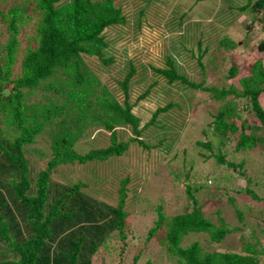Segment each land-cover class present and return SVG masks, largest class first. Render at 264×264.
<instances>
[{
    "label": "trees",
    "instance_id": "16d2710c",
    "mask_svg": "<svg viewBox=\"0 0 264 264\" xmlns=\"http://www.w3.org/2000/svg\"><path fill=\"white\" fill-rule=\"evenodd\" d=\"M245 10L253 16L245 29L260 31L251 55H246L248 62L243 66L246 73L237 79V84L232 83L238 67L231 65L225 73V81L230 82L227 88H203L211 98L221 102V107L207 124L210 130H201V134L218 137L220 146L234 141L233 152L255 148L264 151V109L258 101L264 95V0H249L248 5L239 7V11ZM0 16L6 30V38L0 45V264H92L93 255L115 233L121 239L125 237L128 179L119 181L113 205L87 193L83 182L68 185L56 181L52 176L55 168L105 162L123 155L131 143L150 148L140 139L148 129L161 132L158 144L167 141L169 146L179 135L171 137L173 121L160 123L156 120L158 115L172 108L188 112L187 105L173 101L176 91L170 84H183L182 90L198 89L202 84L189 82L181 75L174 56L169 54L168 68L154 70L166 78L167 86L162 91L167 102L156 107L142 125L141 118L132 111L129 96L128 82L135 72L134 66L128 65L124 78L117 81L122 91L120 102L93 76L82 57H95L104 65L113 62V57L105 52L108 43L103 33L127 23L121 5L114 0H0ZM30 17L34 29L25 46V40L19 42L18 30ZM6 85H11L10 90L4 88ZM35 92H40L42 99L38 103L32 101ZM148 92L147 89L139 94L135 101L145 99ZM239 100L244 101L246 110L259 125L239 120ZM237 119L239 125L234 123ZM184 123L178 116L177 129ZM97 125L110 133L111 144L84 154L75 152L74 143L86 129ZM119 130H127L130 136L117 141ZM39 139L44 140L41 153L38 152L42 148L34 146ZM194 144L199 157L213 159L217 165L225 164L246 185L251 181L245 175L243 161L226 162L219 149L208 154L215 147L211 141L199 139ZM41 161H45L44 167ZM197 189L198 186L187 189L191 210L167 221L160 215L149 231L148 240L165 222V241H160L166 242L167 253L175 258V264H262L264 246L257 239L246 244L242 252L203 253L197 242L188 247L179 245L189 233L207 232L212 242H219L230 232L225 225L215 227L202 216L200 204L194 198ZM242 192L259 201L247 187ZM228 201L232 203V199ZM261 201L264 203V198ZM237 215L240 217L238 212Z\"/></svg>",
    "mask_w": 264,
    "mask_h": 264
},
{
    "label": "rangeland",
    "instance_id": "374dc122",
    "mask_svg": "<svg viewBox=\"0 0 264 264\" xmlns=\"http://www.w3.org/2000/svg\"><path fill=\"white\" fill-rule=\"evenodd\" d=\"M18 1L21 0H8ZM248 1L114 0L121 5L127 23L108 28L103 33L108 43L105 52L113 57V62L104 65L95 57H82L93 76L120 102L122 91L117 81L124 78L128 65L134 66L135 72L128 82L129 96L133 101L132 111L141 118L142 125L151 118L156 107L167 102L162 91L167 86L166 78L154 70L168 68L166 58L169 54L174 56L176 70L181 75L189 82L202 85L198 89L182 90L183 84H170L176 91L173 101L187 105L188 112L172 108L158 115L156 120L160 123L173 121L171 137L179 135L169 146L167 141L158 144L163 135L161 132H150L148 129L140 139L150 148L131 143L123 155L108 158L105 162L92 161L55 168L52 176L56 181L68 185L83 182L87 193L113 205L117 201L119 181L125 177L128 179L127 217L123 227L125 237L121 239L120 234L115 233L106 241V246L99 247L93 255L92 264H175V258L167 253L166 242L160 241L166 236L165 222L148 240L149 231L155 227L160 215L167 221L190 211L192 202L187 189L194 186H198L194 198L200 204L202 216L215 227L225 225L230 232L219 242H212L207 232L189 233L181 240V247L197 242L203 253L214 250L242 252L244 246L253 244L255 239L264 246V203L261 201L264 198V151L255 148L233 152L234 141L220 146L217 144L218 137L201 134V130H210L207 124L221 107V102L211 98L203 88H227L230 82L225 81V73L231 65L238 67L237 76L231 80L237 84V79L246 73L243 67L248 62L246 55H251L259 38L258 29H245L251 24L253 16L247 10L239 11V7L248 5ZM32 18L35 20L33 15ZM33 29L31 17L19 26L21 44L25 40L23 44L26 46ZM262 34L264 36V32ZM5 36L4 24L0 22V45L4 43ZM197 41H200V46H197ZM233 45L235 47H231ZM200 52L202 56L199 57ZM17 64L19 62L15 63V71H18ZM4 88L10 90L11 85ZM147 89V97L135 101ZM38 100H42L40 92H35L32 101ZM258 101L264 109V95ZM245 105L243 100L237 101L239 120L246 119L248 124L259 125ZM178 116L185 122L179 129L175 125ZM239 120L234 123L239 125ZM125 131L119 130L117 141H124L130 136ZM199 139L211 141L212 145L219 147H214L208 154H215L219 149L225 154L226 162L238 164L243 161L245 175L251 180L248 185L243 178L235 177L225 164L217 165L213 159L199 157V149L194 144ZM43 141L39 139L34 145L42 148L38 153L43 152ZM110 144V133L97 125L86 129L73 148L75 152L84 154ZM190 162H193L191 168L188 167ZM40 164L44 167L45 161ZM245 187L258 196L259 201L243 193ZM260 259L264 264V258Z\"/></svg>",
    "mask_w": 264,
    "mask_h": 264
}]
</instances>
